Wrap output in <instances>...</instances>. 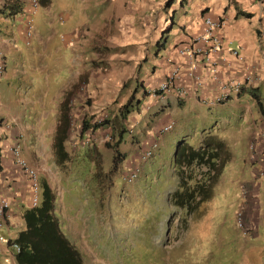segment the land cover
<instances>
[{
    "label": "rangeland",
    "instance_id": "rangeland-1",
    "mask_svg": "<svg viewBox=\"0 0 264 264\" xmlns=\"http://www.w3.org/2000/svg\"><path fill=\"white\" fill-rule=\"evenodd\" d=\"M42 1L37 0L35 8L29 2L25 4L29 35L23 28L22 32L14 28L18 23L0 16V35L16 38L5 51L0 114L9 120L14 117L10 127L18 128L15 134L20 135L23 155L35 152L43 159L47 153L52 160L53 126L64 101L68 127L63 144L70 152L62 165H55L58 175L53 188V214L58 219L65 214L75 218L72 237L62 233L78 250L82 263L264 264V168L252 162L251 155L257 153L248 149L251 142H256L250 137L252 118L259 116L255 103L245 94L235 110L227 106L209 111L208 122L189 113L180 119L182 115L176 112V119L184 121L187 145L198 147L204 123L213 126L212 133L223 140L230 159L208 199L190 212L172 205L168 194L177 187L172 153L179 138L171 147L157 145L148 162L138 165L131 181L124 175L132 165L122 160L114 169L112 150L104 145L113 144L116 131L125 126L119 121L122 104L105 106L97 99L103 98L100 84L104 79L100 78L114 61L105 56L104 48L108 47L103 41L81 26L85 17L105 13V5L83 4L82 0ZM21 16L24 14H17ZM79 34L83 36L73 41ZM82 69L88 71L70 82L73 73ZM259 96L264 105V88ZM244 109L247 113L238 117ZM99 118L102 124L94 128ZM84 122L90 135L86 144L81 141L85 138L81 135ZM124 130L131 135L134 127L130 124ZM161 134L165 137L172 133L168 130ZM127 146L122 144L118 149L122 152ZM98 156L99 169L95 166ZM46 164L42 160L43 168L39 164L38 168L45 172ZM41 194L40 186L37 204ZM15 221L19 225L11 228L13 239L24 228L22 213Z\"/></svg>",
    "mask_w": 264,
    "mask_h": 264
},
{
    "label": "crops",
    "instance_id": "crops-1",
    "mask_svg": "<svg viewBox=\"0 0 264 264\" xmlns=\"http://www.w3.org/2000/svg\"><path fill=\"white\" fill-rule=\"evenodd\" d=\"M4 1L0 0V16H3L4 20L9 19L18 23L14 28H17L18 31L23 28L25 33L26 2L19 12L24 16L18 18V13L10 14ZM82 2L83 4L97 2L96 4L105 5V13L101 16L85 17L81 26L85 28L86 32L92 31L91 33L103 41L104 46L108 47L104 48L105 56L108 57V60L114 61L111 64L109 61V72H104L103 77L100 78L104 80L100 84L103 98H97L99 104L119 106L128 99L139 102L137 108L126 114L123 120L125 129L131 124L135 131L133 130L131 135L123 132L118 144V148H121L122 144L128 145L125 147L127 150L125 148L122 150L125 153L122 163H126L127 166L134 164L140 146L146 142L148 135H151V132L155 134L159 126L169 121L173 123L172 134L166 135L169 136L168 138L164 135L157 136L158 147H171L177 138H179L178 141L185 142L186 130L182 124L184 121L176 119V112H180L182 115L180 119H183L184 114L189 113V115H198L202 122H208L211 119L209 111L220 110L227 106L235 110L238 106L236 103L242 100L245 94L248 95L247 99L254 102L251 93L259 94V90L264 88V0H82ZM207 15L222 22L219 34L224 46L212 54L213 58L217 60L220 76L239 77L242 67H248L254 74L251 84L244 85L238 94L228 97L220 104H205L202 99L211 96L215 90L206 73L200 69L203 85L192 90L188 96L181 98L175 96L173 92H167L163 96L151 97L150 90L175 65L179 66V75L182 77L180 82L184 85L191 83L184 77V60L176 50L189 37L196 35L201 30L202 19ZM82 36L83 34H79L77 38L74 36L73 41ZM15 41L16 38L13 35L9 38L0 35V52L4 59V72L0 81L6 73L5 51H8L10 42ZM234 47L240 48L241 58L239 61L228 52L227 48ZM221 58L224 60L220 61ZM72 61L76 62V59L72 58ZM86 71L88 70H76L70 82L80 73ZM89 88L87 86V89ZM246 111V109L242 110L238 117H244ZM258 112L259 116L252 118L250 131V137L256 138L255 146L263 143L264 134V114L259 110ZM12 119L14 120V117ZM7 120H9L7 116L0 114V195L5 197L9 203V210L3 219L0 231L6 238V242L0 243V264H17L15 261L16 252L9 246L10 242L14 240L11 228L19 225L15 219L20 218L22 211L28 208L29 204L25 177L13 164L10 155L3 151L4 145L13 142L19 135L15 134L18 128L14 129L13 126L5 125ZM203 124L199 138L205 132L213 134V126ZM54 128L55 125L53 132ZM87 133L85 129L81 135L84 137ZM118 135L119 130L116 131L115 140ZM20 140H17L18 144ZM137 147L138 151H136ZM64 149L69 155L70 151ZM131 151L133 153H130ZM156 151L158 152V150ZM260 151L261 148L258 146L257 152ZM50 152L52 160L47 153L43 154V159L39 158L35 152L30 155L25 152L23 155L21 152V155L29 165L35 167L38 174L40 172L39 175L53 192L58 172H55L56 164L51 147ZM42 160L49 163V165L46 164L45 172L39 169L43 168L40 165ZM251 160L264 168V164H261L258 159ZM147 162L148 160L142 165ZM54 217L61 232L65 231L71 238L72 234L76 232V230L73 231V227L76 226L75 218L70 214L61 215L60 219L55 215Z\"/></svg>",
    "mask_w": 264,
    "mask_h": 264
},
{
    "label": "trees",
    "instance_id": "trees-1",
    "mask_svg": "<svg viewBox=\"0 0 264 264\" xmlns=\"http://www.w3.org/2000/svg\"><path fill=\"white\" fill-rule=\"evenodd\" d=\"M23 0H5L6 9L19 13ZM46 3L47 0L42 1ZM252 98L260 111L264 114V106L257 93H251ZM138 101L128 99L119 109V121H123L133 109L137 108ZM98 122L94 128L101 125ZM67 113L64 101L60 103L59 112L51 142L54 162L60 166L68 158L64 149V140L67 135ZM84 122L81 131L86 129ZM125 132L124 127L119 129V135L113 144L105 142L104 145L112 150V166L115 169L125 153L119 151L120 135ZM230 159V154L225 143L217 135L205 132L200 138L197 148L187 145L183 140L177 141L172 153L174 173L177 178V187L168 194V201L177 207L194 210L198 203L208 199L211 195L212 185L225 164ZM95 166L100 168L99 156ZM42 197L35 207L25 208L22 212L24 228L17 233L12 241L18 245L15 253L17 264H83L80 254L75 246L63 235L59 224L53 215L54 195L46 182H40Z\"/></svg>",
    "mask_w": 264,
    "mask_h": 264
},
{
    "label": "built area",
    "instance_id": "built-area-1",
    "mask_svg": "<svg viewBox=\"0 0 264 264\" xmlns=\"http://www.w3.org/2000/svg\"><path fill=\"white\" fill-rule=\"evenodd\" d=\"M26 3H30L32 7H36L37 0H23ZM33 10V8H32ZM26 30L25 32L29 35L30 19L26 17L25 20ZM222 27V22L219 19H212L210 16H204L202 19V28L196 34L188 38L183 44H181L176 52L184 60V70L187 79L190 80V84H182L180 82L181 76L179 75V66L175 65L172 69L156 84L154 88L150 90L151 97L156 95L163 96L167 92H173L175 96L184 98L191 93L192 90L200 88L203 84L201 81V73L205 72L209 81L213 85L214 93L202 99L205 104H220L227 100L228 97L236 95L240 92L244 85L251 84L254 74L248 67H242V73L239 77L225 76L221 77L217 68V60L213 58L212 54L218 52L223 46V40L220 37L219 30ZM228 52L235 57L238 61L241 56L238 47L227 48ZM224 60L223 58L220 61ZM4 70V59L0 52V78ZM101 118L97 120L100 121ZM13 119L7 120L5 125L10 127L13 123ZM173 126L172 121L159 126L155 134L148 135L146 142L140 146V151L136 157L137 163H134L129 167L128 171L125 172L124 178L126 181H131L136 177L138 171V165L146 162L151 156L155 148H157L158 142L156 137L162 135L161 133L171 130ZM131 133L132 130L129 129ZM89 133L85 135L81 141L86 144L89 142ZM17 138L6 145H4L3 151L10 155L13 164L19 170L22 176L25 177L27 193H28V204L29 207L37 206L38 191L40 181L38 178L37 170L29 165L22 157L20 147L17 140L20 139V135ZM261 148L260 152L255 149L254 142H251L248 146L249 150L256 155L252 154L251 159H258L261 164H264V134L263 143L258 145ZM255 156V157H254ZM9 210L8 200L0 195V231L3 225V219L7 215ZM6 242V238L0 232V243ZM9 246L17 252L18 245L10 242Z\"/></svg>",
    "mask_w": 264,
    "mask_h": 264
},
{
    "label": "clouds",
    "instance_id": "clouds-1",
    "mask_svg": "<svg viewBox=\"0 0 264 264\" xmlns=\"http://www.w3.org/2000/svg\"><path fill=\"white\" fill-rule=\"evenodd\" d=\"M129 128V127H128Z\"/></svg>",
    "mask_w": 264,
    "mask_h": 264
}]
</instances>
